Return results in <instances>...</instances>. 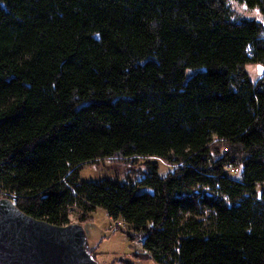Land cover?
I'll return each mask as SVG.
<instances>
[{
  "label": "trees",
  "instance_id": "obj_1",
  "mask_svg": "<svg viewBox=\"0 0 264 264\" xmlns=\"http://www.w3.org/2000/svg\"><path fill=\"white\" fill-rule=\"evenodd\" d=\"M255 64L264 0H0V198L57 226L102 209L157 264H264ZM117 155L174 169L81 182Z\"/></svg>",
  "mask_w": 264,
  "mask_h": 264
},
{
  "label": "rangeland",
  "instance_id": "obj_2",
  "mask_svg": "<svg viewBox=\"0 0 264 264\" xmlns=\"http://www.w3.org/2000/svg\"><path fill=\"white\" fill-rule=\"evenodd\" d=\"M231 6L242 16L258 20L263 19L258 10L248 9L235 1H231ZM247 72L252 81H257L264 73V67L261 64L248 65ZM149 162L159 165V174L162 177L174 169V166L157 157L124 158L117 155L100 160L96 164L85 165L81 171L80 180L81 182L110 180L121 184L135 183L143 177L142 174L147 170L146 164ZM237 173L238 170L236 169L232 176L237 175ZM261 189L264 190L263 185L259 187V194L262 192ZM70 221L84 227L87 236V248L92 251L91 254H95V259L99 264H157L149 260L146 255L143 256L145 254L144 249L137 246V241L140 239H131L127 233L122 231L110 232L108 226L111 219L102 209H96L88 215L86 221L81 222L80 213L76 207H73L70 209ZM126 230L134 234L133 229L128 228Z\"/></svg>",
  "mask_w": 264,
  "mask_h": 264
},
{
  "label": "water",
  "instance_id": "obj_3",
  "mask_svg": "<svg viewBox=\"0 0 264 264\" xmlns=\"http://www.w3.org/2000/svg\"><path fill=\"white\" fill-rule=\"evenodd\" d=\"M0 264H99L87 248L84 227L35 219L0 198Z\"/></svg>",
  "mask_w": 264,
  "mask_h": 264
},
{
  "label": "built area",
  "instance_id": "obj_4",
  "mask_svg": "<svg viewBox=\"0 0 264 264\" xmlns=\"http://www.w3.org/2000/svg\"><path fill=\"white\" fill-rule=\"evenodd\" d=\"M232 173H234L235 171H236V168L235 167H232L230 170H229V173L230 174H232ZM11 200L13 201V202H16V197H14V196H12L11 197ZM121 228H123V229H128L129 228V225L125 222V221H123V220H120V219H118V220H111L110 221V223H109V226H108V230L110 231V232H114V231H117V230H119V229H121ZM137 246L138 247H141L142 249H143V242L140 240V241H137Z\"/></svg>",
  "mask_w": 264,
  "mask_h": 264
},
{
  "label": "crops",
  "instance_id": "obj_5",
  "mask_svg": "<svg viewBox=\"0 0 264 264\" xmlns=\"http://www.w3.org/2000/svg\"><path fill=\"white\" fill-rule=\"evenodd\" d=\"M72 209V208H71Z\"/></svg>",
  "mask_w": 264,
  "mask_h": 264
}]
</instances>
